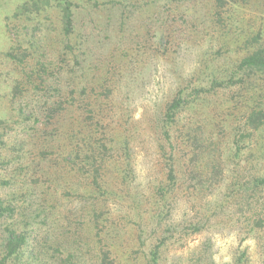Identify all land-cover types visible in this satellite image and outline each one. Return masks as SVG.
I'll return each mask as SVG.
<instances>
[{
    "label": "rangeland",
    "instance_id": "obj_1",
    "mask_svg": "<svg viewBox=\"0 0 264 264\" xmlns=\"http://www.w3.org/2000/svg\"><path fill=\"white\" fill-rule=\"evenodd\" d=\"M254 53L264 0H0V264H264Z\"/></svg>",
    "mask_w": 264,
    "mask_h": 264
},
{
    "label": "trees",
    "instance_id": "obj_2",
    "mask_svg": "<svg viewBox=\"0 0 264 264\" xmlns=\"http://www.w3.org/2000/svg\"><path fill=\"white\" fill-rule=\"evenodd\" d=\"M66 19L69 23L71 22L68 10H66ZM242 65L243 67L250 68V69L252 68L256 69L257 67L264 69V57L261 56L260 53H254L244 58L242 60ZM219 81H220L219 78H213V80H211L210 83L213 85L212 87H214ZM196 95L198 96L200 94H196ZM184 101H185L184 97L181 95V97L175 98V100L168 106V110L166 113L168 120L169 118L173 120L174 119L173 117L176 116L177 113L180 112ZM262 114H263L262 110H260L258 113L252 112L249 116V120L251 124L252 123L255 124L256 121L261 122L259 120ZM165 134L169 137L168 130L165 132ZM170 160H171V165L167 164L168 171H167V175H166L167 177L165 179V182L163 181L164 183L162 182L158 189V193H159L160 200H161L160 207H162L163 209H168V204L170 201V199H168L165 194L166 193L170 194L172 191H174V189L177 190V183L182 180V177L180 175V170L178 169V167L176 168V165L173 163V157ZM204 171H207V173L205 174L209 176H213L216 173H223V169L217 166H208V169L206 170L204 169ZM0 203H1V200H0ZM152 212L154 213L156 217L157 216L156 212L155 211H152ZM16 233H17L16 230L14 229L11 230L3 244L4 246V257L2 260L3 264L4 262L8 260V258L15 257L16 255H18V253L22 250L24 245L27 243V239L25 238V236H18ZM166 241H167V237H163V240H162L163 244H165ZM158 254H159L158 251L155 250L153 252V255H154L153 258H157Z\"/></svg>",
    "mask_w": 264,
    "mask_h": 264
}]
</instances>
